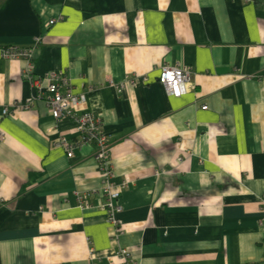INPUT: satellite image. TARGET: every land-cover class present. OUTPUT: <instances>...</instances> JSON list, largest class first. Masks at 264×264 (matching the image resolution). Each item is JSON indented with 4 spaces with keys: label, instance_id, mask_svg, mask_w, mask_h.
Returning <instances> with one entry per match:
<instances>
[{
    "label": "crops",
    "instance_id": "crops-1",
    "mask_svg": "<svg viewBox=\"0 0 264 264\" xmlns=\"http://www.w3.org/2000/svg\"><path fill=\"white\" fill-rule=\"evenodd\" d=\"M164 63L191 69L180 97ZM26 69L86 96L129 180L116 224L95 145ZM0 130V264H264V0H0Z\"/></svg>",
    "mask_w": 264,
    "mask_h": 264
},
{
    "label": "built area",
    "instance_id": "built-area-1",
    "mask_svg": "<svg viewBox=\"0 0 264 264\" xmlns=\"http://www.w3.org/2000/svg\"><path fill=\"white\" fill-rule=\"evenodd\" d=\"M50 24L54 20L49 21ZM4 58H19L28 57L30 53L26 50L17 47L9 46L1 51ZM191 69L182 66L178 63L169 64L164 63L159 70L157 81L162 85L167 95L173 97H180L183 95L191 81ZM25 77L31 81L32 85L36 88L37 92L32 98V101L38 96H42L49 113L55 120L63 118H70L75 122L82 143L94 144L95 160L97 167L101 173V183L98 187H93L88 192L89 194H99L101 196V203L99 207L106 211L110 223L116 224V214L122 210L119 197L121 190L125 188L129 182L128 179L122 180L116 184L112 182L113 176L112 163L110 158V143L104 135L97 120L90 113H78L80 107L86 101V96L83 93H74L68 87V78L63 71L48 72L38 77L30 74L29 69L25 70ZM142 81L146 78L142 77ZM132 82H135L132 80ZM24 108L32 106L31 100L22 104ZM206 105H202L201 109H206ZM7 108L2 109V113L6 114ZM3 132L0 130V140L2 139ZM57 145H64L67 149V156L71 157L73 148L67 145L64 139H59L55 142ZM77 199L80 206L87 207L88 203L85 202L83 195L77 194ZM118 257L121 262L119 264H131L132 258L130 251L126 248H120Z\"/></svg>",
    "mask_w": 264,
    "mask_h": 264
},
{
    "label": "rangeland",
    "instance_id": "rangeland-1",
    "mask_svg": "<svg viewBox=\"0 0 264 264\" xmlns=\"http://www.w3.org/2000/svg\"><path fill=\"white\" fill-rule=\"evenodd\" d=\"M32 75H33V73H32Z\"/></svg>",
    "mask_w": 264,
    "mask_h": 264
}]
</instances>
